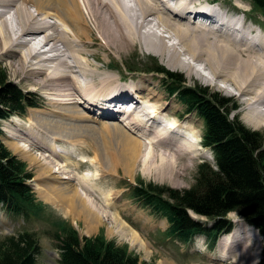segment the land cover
<instances>
[{
  "label": "bare ground",
  "instance_id": "obj_1",
  "mask_svg": "<svg viewBox=\"0 0 264 264\" xmlns=\"http://www.w3.org/2000/svg\"><path fill=\"white\" fill-rule=\"evenodd\" d=\"M86 1L88 0L47 2L38 0L28 4V0H0V50H2L1 54L6 55L7 58L17 60L18 67L28 71L33 80L36 79L37 83L43 87L46 85L51 88L56 87L61 85V82L69 85L68 81L73 84L69 88L74 89V84L77 85L80 89H60L57 92L70 91L58 95V98L50 99L62 105L75 103L79 110L81 107L83 111L80 112L86 118L80 117L81 123L96 121L102 127L101 122L117 121L104 125L118 137L117 146H112L111 143L102 148L91 146L94 151L92 160L88 161L91 166L98 162L106 173L111 174L115 166L137 161L145 146L147 148H144L143 152L147 150V153L151 149H156L155 147L172 148L175 146L176 148L169 151L170 157L168 155L166 158L160 154L158 164L144 166L147 170L151 169V172L155 173L158 178L169 180L182 176L190 168L189 164L179 165L178 158L191 163L196 156L202 155L200 150L203 149L201 145L196 144L198 143L195 142L196 140L192 141L191 137H188L190 136L189 130L183 135L184 125L180 122L169 121L166 127L158 123L161 120L160 115H163L165 111L168 116L169 112L165 107H159L158 102L161 98H157L151 92L148 96V91L142 88L137 87L129 91L120 86H112L107 90H101L100 86H96L94 89L93 80H91L93 72L90 69L82 70L85 79L77 80L76 76L75 80L72 78L68 70L77 67V73L80 75V64H69L63 48H69V43L72 41L80 39L81 42L84 36L90 40L88 32L90 33L91 29L96 31L101 29L102 34L113 42L114 49L119 53L129 50L132 43L136 42L146 52L158 56L165 62L164 66L169 69H181L187 75L191 74L190 71H194L200 78L206 80L222 78L223 82H230V86L235 89L239 98H243L244 105L248 108L261 103L262 94L257 93V85L264 83V33L259 34V31L248 26L249 17L242 9L231 8L228 5L229 1L226 4L221 0H174L175 7L173 8L165 4V0H133L137 7L130 3L131 0H95L97 4L95 8H90ZM201 1L207 2L200 3ZM105 11L108 12L107 17L104 15ZM9 12H12V16H8ZM42 14L45 15L44 18H41ZM149 15L153 18H148ZM192 20H199L200 23L192 22ZM170 22L174 24L179 22L178 25L183 27L174 28ZM58 23L64 28H61ZM209 39L214 41L221 39L224 48H218V52L215 50L211 52L203 44V40ZM185 55H188L189 59L184 58ZM241 58L249 59L250 64L257 65V67L245 68L246 64ZM190 60L202 63L203 69L208 71L210 78L202 77L204 75L200 74L193 64H190ZM242 69H244V74L238 81L234 76V71ZM43 70L47 72V75H44ZM65 76L67 77L63 78ZM108 80L110 78L104 76L101 77L100 82ZM121 84L127 83L123 81ZM241 93L245 96L241 97ZM130 94L133 96L136 94V96L132 97ZM151 100L154 102L149 105ZM141 102L145 104L144 107ZM248 108H245L248 110L245 123L255 129L262 125L264 127V119L257 118L261 114L255 109ZM32 110L29 112L27 110L25 128L20 126L23 124L19 125L18 121H12L16 127V131L10 134L13 140L9 143L2 141L13 151H19L29 164L37 167L38 176H40L37 180H49V182L43 181L45 189L40 188L39 191L42 190L45 197L51 195L52 198H48L52 200L50 203L63 208L65 211L63 215L81 220L86 227L90 228L88 232L99 227L102 222L104 225L108 222L110 226L106 225V228L109 234L121 235L124 238L126 236L131 246H144L136 231L132 230L125 221L106 213L108 211L106 207L111 204L109 201L106 202V197L103 196L105 203L102 205L94 202L98 198L92 192L97 191L87 184L93 183L96 179L97 170L92 171V174L89 172L74 174L73 169H68L73 166L70 161L74 166H76V161L86 162L84 156L80 157L79 154L76 155L79 157L74 156L77 150L73 147L81 142L78 134L75 135L76 130L65 131L68 127L57 119L41 124L33 122L32 114L29 115ZM47 115L60 116L59 118L66 116L63 112L51 110L47 112ZM122 117L125 121L123 124L120 122ZM34 123L39 125L41 132L34 129ZM130 134L133 136L131 137ZM52 138L55 141L58 138L61 143L63 141L69 144L71 151H66L64 147L63 150H57L55 146L49 145L48 139ZM25 143L31 144L30 149L38 147L43 155L45 154L44 156L47 154L51 158V161H42L41 164L34 163L30 159L32 153H29ZM77 149L79 150L78 147ZM210 159H212L211 156ZM92 196L95 199L91 198ZM114 229L115 231H112ZM250 231L251 234H257L253 229ZM239 234L240 232L232 229L221 238L222 241L228 240L229 242L225 244L220 241V247L228 246L235 239V235ZM243 236H249L248 232L246 231ZM257 238L259 240V237ZM243 247L244 245L241 246V252L238 255L242 256L240 260L246 258L243 253L248 247L245 250L242 249ZM248 254L250 253L246 252L247 256ZM248 257L252 260L255 258L253 254Z\"/></svg>",
  "mask_w": 264,
  "mask_h": 264
},
{
  "label": "rangeland",
  "instance_id": "obj_2",
  "mask_svg": "<svg viewBox=\"0 0 264 264\" xmlns=\"http://www.w3.org/2000/svg\"><path fill=\"white\" fill-rule=\"evenodd\" d=\"M36 1L38 0H28V4H30V2ZM40 1L47 2L52 0ZM221 1H225L226 4H228L229 1L230 4L228 5L231 6V8L238 7L242 9L245 15L249 17L247 25L251 26V24H253L255 28H259L260 30L263 29L264 31V12L259 9H256L252 5L250 0ZM202 2L207 1H201L200 3ZM210 2L211 1H208V3ZM86 3L90 8H95L97 5L95 0H88L86 1ZM130 3L137 7L136 3L133 0H131ZM104 15L107 17L108 12L105 11ZM8 16H12V12H9ZM40 16L41 18L45 17L44 14ZM148 18L152 19L153 17L152 15H149ZM48 20L56 22L53 19ZM170 24L174 26V28L182 26L178 25L179 22L178 24L170 22ZM58 25L61 28H64L59 23ZM90 33L88 32L90 40H87V37L84 36L81 42L80 39H78L69 43V48H63V50H65L67 61L69 64H80V75L77 73V67H72L70 70H68V73L72 76V78H74L75 80L76 76L77 80L85 79L82 70L90 69L93 72L91 80H93L92 86L94 89L96 88V86H100L101 90H107L112 86H120L129 91H132L137 87L142 88L144 91H148V96L151 95L149 94L151 92L157 98H161L158 102L159 107H165L169 112V115L166 116V113L164 111L163 115H160L161 120H159L158 123L164 124L162 126H165L166 124L168 126V123L172 121H177V123L180 122L181 124H183V135L184 133H188L189 130L190 136H187L191 137L192 141L196 140L195 142H198L196 143L197 145L202 146L203 149L200 150V153H202V155L200 154L196 156L195 160H193L191 163H186L182 158H178L177 161L179 165L189 164L190 168L186 170V172H184L182 176L169 180L164 178H158L155 173L151 172V169L147 170L144 166L158 164L160 154L163 157L168 158L169 151H172L173 148H176L175 146L172 148L155 147L156 149H151L149 153H147V150L143 152V149L147 148L145 146L142 149L141 154L139 156L140 158L137 161L125 162L120 166H115L114 168H112L111 174H109V172L106 173L103 168H101V165L98 162V167L97 164L91 166L88 162L89 159L92 160L94 153V151L92 150L93 148L91 146L102 148L108 143H111L112 146H117V142H119L118 137L113 132H111L110 129L104 127L105 124H109L110 122L114 123L117 121L109 120V123L101 122L103 123L102 127L100 123L98 124L96 121H92L93 123H90L89 121L81 123L80 117H85V115L81 113L83 111L81 107L79 110V107L75 103L62 105L57 103V101H55L54 99H50L58 98V95L69 92L70 90H67L66 92H57V90L72 89L69 88L73 85L70 81H68L69 85H66L65 82H61V85L56 87L51 88L49 85L43 87L37 83L36 79L33 80V77L28 71H26L25 69H20L18 67L19 64L17 60L7 58L6 55L1 54L2 50H0V69L4 71L8 80H10L23 93H25L30 99L34 100L36 103L35 106H33L32 108L28 107L26 109V113L33 109L32 112L29 113V115L32 114L31 120L33 122L41 124L47 123L51 119H57L69 128H66L65 131L71 132L73 130H76L75 135L77 136L78 134V137L81 142H76L77 146L73 147V149L76 148V150L78 151H75L76 153L74 154V156H76L77 154H79L80 157L84 156V160H86V162L80 163L76 161V166H74L72 161H70L73 166L69 167L68 169H73L74 174H79L82 172H89L90 174H92L97 170L98 174L96 176V179L93 180V183H88L87 185H90L91 188L96 189L97 192L93 191L92 193L99 199H97L99 202L93 196L91 198L95 199L94 202H96L98 205H102L103 203H105L104 197H106V202L109 201L111 203L108 207H106L108 209L106 213L111 214V216H117L123 221H125V223L132 230L136 231V233L142 240L144 246H131L128 242V239H126V236L124 238V236L121 237V235L109 234L106 228V225L110 226V223L108 222L105 223V225L104 222H102L99 227H97L96 229L93 228V231L88 232L90 228L86 227L81 220L63 215L65 214L63 208H59V206L56 207L53 203H50L52 200L48 198H52V196L49 195L45 197L42 193L43 188L45 189V186H43V181L49 182V180H37V178L40 177L38 176L39 170L37 169V167L35 165L29 164L26 160H24L25 157L19 151H13L4 142V145L14 155H16L19 159L25 162L28 170L32 173V178L27 181V184L32 189V192L35 196V204L38 205L39 203L41 207L35 209V214H32L28 221H25L20 216H12L7 214L0 207V239L3 236L17 234L18 232L23 230L33 232L41 248L40 253L36 256V264H59V251L55 247V240L53 239L52 234L56 231L60 232L61 228L66 225L72 226L77 231L80 237H93L96 235H101L104 237V239L113 241L118 246L126 247L127 250L137 254L141 260L154 262L155 264H258L262 257V237L259 234H251L250 230L252 228L245 223V221L243 220V218H241L239 214L235 212H230L226 217L231 223V230L229 231H232L233 229L240 232L239 235H235V239L228 246L224 248L222 246L221 248V244H219L220 241L221 243L225 244L229 242L228 240H221V238H223L229 233V231H225L219 235L216 240V243L214 244V247L210 248L207 241L199 239V245L197 244L199 248L195 250V248L192 247L190 249L187 248V246L185 245H180L179 243H175L173 241L171 242L169 238H166V236L164 235V230L167 227L166 220L164 218L151 214L148 209L143 208L141 205H139V203H137V201L132 197L129 187L130 184H135L138 180H142L143 182H152L154 184L168 186L170 188H188L191 187L195 182L197 165L202 161H207L209 163L213 162V160L210 159L211 155L209 149H207L206 147L204 148L201 142L204 130L202 119L195 112L188 113L183 107V105L174 96H171L168 93V79L166 77H163L162 75L155 72H145L147 71V68L150 66V63L153 62V60H156L160 65H162L166 70L170 72L182 73L185 78V85H195L196 83L202 87H206L207 90H209L210 92H218L221 96L228 98L230 100V105H232L231 103H234L235 106V108L230 110V117L232 119L237 117L238 121H240V123L243 124L245 127L258 132L262 142H264L263 125L262 127L255 129L245 123L246 112L248 111L247 109L245 110V108L248 107L244 105L243 98H239L235 89L230 86V82H223L222 78H218L216 80H206L200 78V76L195 74L194 71H190L191 74L187 75L185 71L181 69H169L164 66L165 62L162 61L158 56L146 52L144 49L140 48V46L136 44V42L132 43V46L129 48V50L119 53L117 50L114 49L113 42L102 34L101 29H98V31H96L95 29H91ZM203 44L206 45L211 52H213L214 50L218 52V48H224L223 41L221 39L215 41L213 39L203 40ZM242 55L245 56L243 53ZM183 57L189 59L188 55H185ZM241 59L246 64L245 68L250 69L252 67H257V65L250 64L249 59ZM96 60L99 62H97ZM165 60L167 61L168 58L166 57ZM170 61L173 62V60ZM190 64H193L194 68L198 69L200 71V74L204 75L202 77L210 78V74H208V71L203 69L204 66H202V63L190 60ZM244 69L234 71V76L238 79V81L241 75L244 74ZM73 70L75 72H73ZM43 71L44 75H47V72L45 70ZM104 76L110 78V80L100 82L101 77ZM66 77L67 76L63 78ZM123 81L127 84H121L123 83ZM143 81L146 84H144ZM75 89L80 88L74 84V89L72 90ZM257 89V93L262 94L261 103H256L253 106H248L250 109H255L257 112H259L261 116H257V118H261L263 120L264 83L257 85ZM226 90H228V92H226ZM130 96L135 97L136 94H134V96L130 94ZM244 96V93H241V97ZM153 102L154 101L151 100L149 105H152ZM141 103L140 104L142 105V107H144L145 104L143 102ZM49 110L63 112L66 114V116H63L62 118H59L60 116H48L47 112ZM26 113L23 115H13L8 119L0 120V129L2 130L1 139L3 141L9 143L13 140L12 137H10V134L16 131V127L12 123V121H18L17 123L19 125L23 124L20 126L25 128L24 125L27 122L26 117H28ZM120 122L122 124L125 122L123 120V117L121 118ZM121 123H119L120 126ZM34 125V129L38 132H41L39 125L35 123ZM132 136L133 135H131V137ZM48 140V144L55 146L57 150H63L64 147L66 151H71L69 144L63 141L61 143V140L58 138L56 139V141L54 138ZM19 143L21 144V142ZM24 145H26L29 153H32V157H30V159L34 163L41 164L42 161H51V158L47 154L46 156H44L45 154L43 155L42 151L38 147L35 146L34 149H30L29 146L31 144L25 143ZM77 147L79 148L80 152ZM144 158L146 159L143 161ZM179 169L180 168H178V170ZM64 175L65 174H63V176ZM40 188L42 189L41 191H39ZM99 190H101V192ZM190 214L193 216V218L205 220L204 217H199L193 212H190ZM112 225L114 227L113 223ZM85 230L87 232H85ZM112 231H115V229ZM246 231L248 232L249 236L244 237L243 235ZM257 237H259V240ZM241 241L242 243H240ZM242 245H244V247L242 248L243 250L248 247L243 253L246 257L245 260H240L242 256H238L241 252L240 249ZM246 252L250 253L248 254V256H251L253 254L255 258L252 260L246 255Z\"/></svg>",
  "mask_w": 264,
  "mask_h": 264
},
{
  "label": "trees",
  "instance_id": "obj_3",
  "mask_svg": "<svg viewBox=\"0 0 264 264\" xmlns=\"http://www.w3.org/2000/svg\"><path fill=\"white\" fill-rule=\"evenodd\" d=\"M264 12V0H250ZM152 59V58H151ZM145 72H155L168 79L167 89L189 112L203 121L202 145L212 155V163L197 165L191 187L176 189L138 180L130 184L132 197L153 215L163 217L164 231L171 241L189 245L201 235L212 248L217 237L231 229L226 218L230 212L239 214L247 225L255 228L263 241L264 264V142L259 133L230 117L235 108L228 98L206 87L185 85L182 73L170 72L156 60ZM0 69V120L26 113L35 106ZM0 129V207L9 215L30 219L36 208L35 196L27 181L32 178L24 161L14 155L1 140ZM189 212L204 217L193 218ZM66 225V224H64ZM59 251V264H155L141 260L126 247L116 245L101 235L80 237L69 225L52 234ZM40 245L34 233L23 230L0 239V264H36Z\"/></svg>",
  "mask_w": 264,
  "mask_h": 264
}]
</instances>
